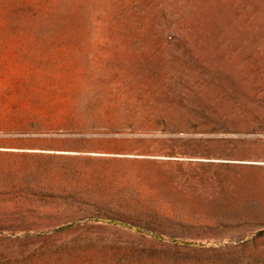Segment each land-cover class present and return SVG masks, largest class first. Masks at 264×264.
I'll list each match as a JSON object with an SVG mask.
<instances>
[{"label":"rangeland","instance_id":"obj_1","mask_svg":"<svg viewBox=\"0 0 264 264\" xmlns=\"http://www.w3.org/2000/svg\"><path fill=\"white\" fill-rule=\"evenodd\" d=\"M241 119L264 0H0V264H264Z\"/></svg>","mask_w":264,"mask_h":264},{"label":"trees","instance_id":"obj_2","mask_svg":"<svg viewBox=\"0 0 264 264\" xmlns=\"http://www.w3.org/2000/svg\"><path fill=\"white\" fill-rule=\"evenodd\" d=\"M217 128H223L224 131L232 132V133H252L253 131H264V119H256L253 124H249L248 122L241 119L239 122H220L216 126ZM247 137H228V138H212L206 139L208 142H220L223 144H231L233 147L237 144H244L246 142H255L258 139H252L251 141H247Z\"/></svg>","mask_w":264,"mask_h":264}]
</instances>
